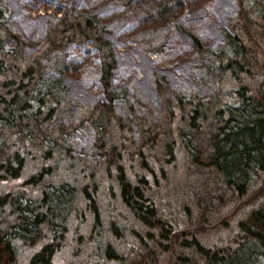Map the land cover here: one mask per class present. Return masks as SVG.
<instances>
[{"label":"trees","instance_id":"obj_1","mask_svg":"<svg viewBox=\"0 0 264 264\" xmlns=\"http://www.w3.org/2000/svg\"><path fill=\"white\" fill-rule=\"evenodd\" d=\"M231 4L214 53L190 35L213 58L195 85L147 71L153 107L114 86L94 12L26 39L0 0V264H264V8ZM151 24L133 39L157 53ZM86 44L101 94L81 99L62 62ZM86 124L92 144L73 145Z\"/></svg>","mask_w":264,"mask_h":264},{"label":"rangeland","instance_id":"obj_2","mask_svg":"<svg viewBox=\"0 0 264 264\" xmlns=\"http://www.w3.org/2000/svg\"><path fill=\"white\" fill-rule=\"evenodd\" d=\"M256 4L264 8V0H256ZM231 5V0H11L9 22L13 30L30 39L38 33L42 20L60 16L67 8L94 12L111 29L109 39L117 50L114 86L130 87L132 101L148 100L156 107L157 95L149 85L147 71L165 73L172 81L195 85L190 75L193 71L201 73L213 58L208 54L202 60L190 35L214 53L222 45L217 28L223 25ZM148 23H152L153 31L163 42L157 53L146 51L133 39ZM12 43L10 40L8 46ZM62 73L79 98L101 94L99 59L90 44L68 50ZM122 102L117 101L116 105ZM68 139L73 145L87 148L94 133L86 124Z\"/></svg>","mask_w":264,"mask_h":264}]
</instances>
